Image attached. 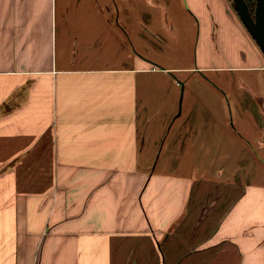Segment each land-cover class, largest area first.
<instances>
[{"label":"crops","instance_id":"crops-1","mask_svg":"<svg viewBox=\"0 0 264 264\" xmlns=\"http://www.w3.org/2000/svg\"><path fill=\"white\" fill-rule=\"evenodd\" d=\"M232 1L0 0V264H264V52Z\"/></svg>","mask_w":264,"mask_h":264},{"label":"water","instance_id":"water-1","mask_svg":"<svg viewBox=\"0 0 264 264\" xmlns=\"http://www.w3.org/2000/svg\"><path fill=\"white\" fill-rule=\"evenodd\" d=\"M233 2L242 22L264 52V0H256L254 14L250 11L246 0H233Z\"/></svg>","mask_w":264,"mask_h":264},{"label":"trees","instance_id":"trees-1","mask_svg":"<svg viewBox=\"0 0 264 264\" xmlns=\"http://www.w3.org/2000/svg\"><path fill=\"white\" fill-rule=\"evenodd\" d=\"M246 2L248 4V7H249L250 11L252 12V14H254L255 6H256V0H246ZM233 5H234V2H233Z\"/></svg>","mask_w":264,"mask_h":264}]
</instances>
